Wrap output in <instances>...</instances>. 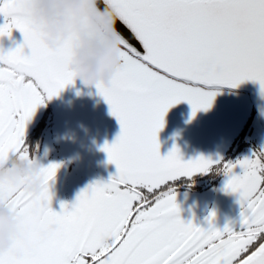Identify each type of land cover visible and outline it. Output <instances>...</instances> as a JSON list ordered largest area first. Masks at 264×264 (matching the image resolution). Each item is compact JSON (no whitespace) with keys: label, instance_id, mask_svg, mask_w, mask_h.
Instances as JSON below:
<instances>
[{"label":"snow or ice","instance_id":"6c2138e0","mask_svg":"<svg viewBox=\"0 0 264 264\" xmlns=\"http://www.w3.org/2000/svg\"><path fill=\"white\" fill-rule=\"evenodd\" d=\"M26 2L0 0V39L13 30L23 38L14 48L0 47V165L10 157L33 162L27 124L45 100L75 83L68 64L76 37L50 47L32 27ZM98 6L114 11L121 36V67L109 84L95 85L120 126L101 149L115 175L90 183L60 211L51 207L49 187L60 164L40 168L38 192L23 180H0V208L17 220L0 264H264V147L235 161H185L175 146L161 156L158 141L171 107L186 101L194 117L211 107L214 86L254 81L264 97V0H98ZM216 166L226 177L223 190L238 197L235 228H216L214 212L207 229L180 217L172 182Z\"/></svg>","mask_w":264,"mask_h":264},{"label":"rangeland","instance_id":"374dc122","mask_svg":"<svg viewBox=\"0 0 264 264\" xmlns=\"http://www.w3.org/2000/svg\"><path fill=\"white\" fill-rule=\"evenodd\" d=\"M7 42L11 43L9 39ZM25 51L27 52V49ZM211 90L217 93L211 107L198 111L194 117L186 101H181L167 111L164 117V127L158 132L161 156L167 155L175 146L185 161L203 156L224 162L231 142L245 127L248 129L247 135L252 136L261 146L259 144L261 130L247 95L226 90ZM46 110L48 111L47 117L53 123L51 128L54 134L59 136V141L62 139V120L69 119L72 123V141L60 142V146L68 153L73 167L86 171L95 181H103L102 179L106 174L111 173L112 169L111 164L107 163L106 153L101 149L106 142L111 144L114 141L120 131V126L115 117L110 114L104 99L97 94L95 86L86 87L79 80H75L74 84L66 86L57 96L45 100V103L37 108L26 126V131L30 123L36 122ZM49 127L45 126V132ZM47 136L48 133H45V139H48ZM238 154L235 160L250 156L251 149H244ZM232 155L231 158H233ZM234 172L239 174L241 169L237 167ZM225 179L222 173L218 183L220 186L218 192L207 190L198 194L192 191L174 190L176 200H205L208 203V205L205 204V211L209 213L214 212L213 205H211L213 200H218V203L222 200H232L235 204L238 197L223 190ZM193 183L200 184L201 181L197 178L193 180ZM51 193L52 200L55 201L58 192ZM54 201L51 202V207L55 211ZM240 211L238 209L237 213L240 214Z\"/></svg>","mask_w":264,"mask_h":264},{"label":"clouds","instance_id":"9594fccd","mask_svg":"<svg viewBox=\"0 0 264 264\" xmlns=\"http://www.w3.org/2000/svg\"><path fill=\"white\" fill-rule=\"evenodd\" d=\"M24 8L30 13L32 27L44 33L50 47L57 48L68 37H76L68 64L75 80L86 87L100 81L106 85L111 82L121 67V36L116 30L117 17L111 8H100L98 0H27ZM42 166L34 157L31 164L10 157L0 165V180L13 184L23 180L26 190L38 192ZM16 225L15 215L6 207L0 208V251L12 246ZM56 227L50 225L51 230Z\"/></svg>","mask_w":264,"mask_h":264},{"label":"flooded vegetation","instance_id":"af4514ba","mask_svg":"<svg viewBox=\"0 0 264 264\" xmlns=\"http://www.w3.org/2000/svg\"><path fill=\"white\" fill-rule=\"evenodd\" d=\"M3 23L4 18L0 16V24ZM6 38L7 37L0 39V47L5 50L14 48L17 44H19L20 41H23L21 34L15 30H13L11 38H7V40L9 39V41H11V43L7 42V40L5 42ZM47 113L48 111L46 110L36 122L32 121V123H30L28 130L25 132V144L28 146L30 155L37 159L43 166H47L49 163H57L61 165L57 169L54 180L49 181L50 192H58V196L55 201L52 200L54 201L56 211L57 209H60L61 202L71 204L74 202L76 195L82 189H84L90 183L96 181L90 177L86 171H81L80 169H75L73 167V164L69 161L68 153L60 146V142L62 143L61 139L59 141V136L54 134L53 128H51L53 123L51 119L49 120L47 117ZM45 126H50L47 132H45ZM259 128L261 130V140L259 144L264 146V136L260 124ZM45 133H48V139H45ZM247 134L248 129L245 127L231 142L229 146L230 148L228 149V155H226L224 162L234 161L238 157V153L242 152L244 149H251L252 154L254 151H257L259 148H261V146L255 142L252 136ZM245 136L251 138L248 139ZM231 155L233 158L230 157ZM110 166L112 172L105 175V177L102 179L103 182H107L110 175H115V166L113 164ZM221 177L222 171L219 170V166H216L210 169L206 174H195L190 178L176 179L174 182H172V187L174 190L179 189L189 192L192 191L198 194L206 192L207 190L218 192L220 187L218 183L221 180ZM197 178L201 181L200 184L193 183V180ZM176 203L180 209L181 219L186 222L192 220L194 224L205 229L208 228L209 225L207 218L210 213L205 211V204L208 205L205 200H176ZM236 204L237 203L233 204L232 200H222L220 203H218V200H213L211 202L215 213L214 226L216 228L223 229L226 224L231 225L234 228L238 226L240 214L237 213V210H241V208ZM217 218L218 220H216Z\"/></svg>","mask_w":264,"mask_h":264},{"label":"water","instance_id":"95a60500","mask_svg":"<svg viewBox=\"0 0 264 264\" xmlns=\"http://www.w3.org/2000/svg\"><path fill=\"white\" fill-rule=\"evenodd\" d=\"M127 38L131 40L130 36H127ZM133 43L135 42L133 41ZM212 89L226 90V91L246 94L258 118V121L262 127L263 136H264V97H262L260 94V86L257 82L245 81L236 88H229L226 86H214ZM61 136H62L61 140L63 143H69L72 141L73 130H72V123L69 119L62 120Z\"/></svg>","mask_w":264,"mask_h":264}]
</instances>
